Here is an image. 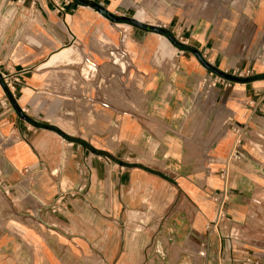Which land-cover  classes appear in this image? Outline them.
<instances>
[{
  "label": "crops",
  "instance_id": "1",
  "mask_svg": "<svg viewBox=\"0 0 264 264\" xmlns=\"http://www.w3.org/2000/svg\"><path fill=\"white\" fill-rule=\"evenodd\" d=\"M247 2L264 45V0ZM179 45L180 70L164 80L183 83L182 108L146 98L138 113L148 121L125 130L115 116L111 128L131 142L124 152L22 114L27 96L13 100L0 85V264H264V234L248 231L254 195H264V153L246 142L264 146V74L191 97L189 82L211 70L203 43ZM237 140L242 159L226 165Z\"/></svg>",
  "mask_w": 264,
  "mask_h": 264
},
{
  "label": "rangeland",
  "instance_id": "2",
  "mask_svg": "<svg viewBox=\"0 0 264 264\" xmlns=\"http://www.w3.org/2000/svg\"><path fill=\"white\" fill-rule=\"evenodd\" d=\"M83 1L106 9L117 21L74 0H0V85L13 100L27 96L22 114L46 125L70 128L106 152H124V145L131 144L110 124L118 115L122 130L128 129L132 120L148 121L138 113L150 102L146 98H156L163 108L168 103L171 109L182 108L183 96L178 89L183 83L164 79L180 70L183 55L166 37L144 28L167 31L183 45L196 43L200 48L203 43L208 50H202L204 62L234 79L264 74V45L254 27L252 2ZM127 19H136L144 28L129 25ZM203 73L206 77L189 82L191 97L214 84L216 90L233 87L231 80L211 71ZM262 85L264 88V82ZM191 97L187 106H193ZM107 98L110 103L105 102ZM256 114L264 119V99L257 105ZM256 133L264 138V129ZM238 135L245 140L240 131ZM247 140L250 147L264 153V146H253ZM82 167L88 168L84 164L77 168ZM258 182L264 185V178ZM2 197L0 191V202ZM253 202L248 231L256 237L264 234V195L255 194ZM26 221L32 227V221Z\"/></svg>",
  "mask_w": 264,
  "mask_h": 264
},
{
  "label": "built area",
  "instance_id": "3",
  "mask_svg": "<svg viewBox=\"0 0 264 264\" xmlns=\"http://www.w3.org/2000/svg\"><path fill=\"white\" fill-rule=\"evenodd\" d=\"M241 144V140H237L231 153L229 154L227 161H226V165L230 164V163H234L237 161H240L242 159V155L239 151V146ZM226 171L223 170L221 171V176L225 177ZM63 196L58 197V202L63 201ZM220 204V206H222L223 204H225L226 201V194L222 195L220 199L217 200ZM203 255V254H202ZM242 264H260L259 262V258L254 257V258H247L245 259Z\"/></svg>",
  "mask_w": 264,
  "mask_h": 264
},
{
  "label": "water",
  "instance_id": "4",
  "mask_svg": "<svg viewBox=\"0 0 264 264\" xmlns=\"http://www.w3.org/2000/svg\"><path fill=\"white\" fill-rule=\"evenodd\" d=\"M74 1H76L77 3H79V4L83 5V6H86V7L89 5V2H88V1H83V0H74ZM91 7H92V9H95V10L98 12L99 15L105 16L106 18H108V19H110V20H112V21H114V22L117 21L116 18H114V17H112L111 15L108 14V11H107L106 9H104V8H99V7H97L96 5H93V4L91 5ZM127 21H129V22H131V23H134V24H136V25H140V24H141V23L138 22L136 19H127ZM146 29H147L148 31H153V32H157V31H159V30L157 29V27H154V26H149V27H147ZM206 67H207L208 69H210L211 71L215 72L217 75H219V76L222 77V78H225V79H228V80H236V79H234L233 77L228 76V75H226V74H224V73H219V72H217L216 70L210 68V66H208L207 64H206ZM51 130H53V129H51Z\"/></svg>",
  "mask_w": 264,
  "mask_h": 264
},
{
  "label": "trees",
  "instance_id": "5",
  "mask_svg": "<svg viewBox=\"0 0 264 264\" xmlns=\"http://www.w3.org/2000/svg\"><path fill=\"white\" fill-rule=\"evenodd\" d=\"M118 21H120V22H125L126 23V21H123V20H121V19H118ZM127 23L129 24V25H132V26H135V27H137V28H144V27H142L141 25H136V24H134V23H131V22H129V21H127ZM145 29V28H144ZM156 33H158V34H160L161 36H163V37H166L175 47H181V45H179V43L172 37V35H170L167 31H164V30H160V31H157ZM3 88H4V90L6 91V92H8L9 93V91L7 90V88L3 85Z\"/></svg>",
  "mask_w": 264,
  "mask_h": 264
},
{
  "label": "bare ground",
  "instance_id": "6",
  "mask_svg": "<svg viewBox=\"0 0 264 264\" xmlns=\"http://www.w3.org/2000/svg\"><path fill=\"white\" fill-rule=\"evenodd\" d=\"M87 9H89V8H87ZM89 11H91V10L89 9ZM94 14H95V15H97L98 13H97V14H96V13H94ZM98 15H99V14H98ZM138 22H139V21H138Z\"/></svg>",
  "mask_w": 264,
  "mask_h": 264
}]
</instances>
